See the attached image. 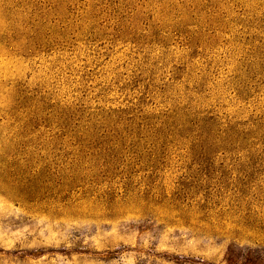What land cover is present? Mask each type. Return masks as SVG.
Wrapping results in <instances>:
<instances>
[{"label":"rangeland","instance_id":"rangeland-1","mask_svg":"<svg viewBox=\"0 0 264 264\" xmlns=\"http://www.w3.org/2000/svg\"><path fill=\"white\" fill-rule=\"evenodd\" d=\"M0 264H264V0H0Z\"/></svg>","mask_w":264,"mask_h":264}]
</instances>
